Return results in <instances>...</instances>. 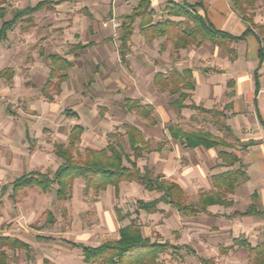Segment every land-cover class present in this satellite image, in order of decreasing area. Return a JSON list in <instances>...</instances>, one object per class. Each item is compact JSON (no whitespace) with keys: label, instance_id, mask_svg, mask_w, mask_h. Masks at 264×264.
<instances>
[{"label":"crops","instance_id":"0c3cea01","mask_svg":"<svg viewBox=\"0 0 264 264\" xmlns=\"http://www.w3.org/2000/svg\"><path fill=\"white\" fill-rule=\"evenodd\" d=\"M38 1L39 2H33L31 5L15 10L14 14L28 7H35L40 2H58L63 0ZM85 1L86 0H68L60 4L44 7L27 17L30 21V23L27 24V29L32 26H36L34 29L45 26L41 21H47L46 18L53 15L56 16L54 19L62 21L64 16L60 14V11H63L65 7H75L76 12L80 10L82 14L78 16L79 19L89 18L93 16V14L95 19L96 13L92 12L93 10H89L90 12L88 11L89 5H84ZM99 1L100 0H98V2ZM140 1L141 0H118L117 9L122 11V13H124L123 15L126 17L134 11ZM151 1L156 13L154 16L155 22L169 18L164 10L168 2L174 1L183 3L186 1L191 5L198 6V12L215 30L226 32L234 37L240 38L245 35L248 29V23L244 20V16L233 7L230 0ZM92 2L93 9L99 11L100 8L96 6V0H92ZM129 3H133L130 9L123 12L129 8ZM124 4L125 6H123ZM71 11V13L75 14L74 10ZM84 12H86V14ZM256 17L258 19L257 21H260L262 26H264V13H258ZM0 18H5L3 12H1ZM25 19L26 18L17 22L21 23L22 32L27 31L23 30V26L26 25ZM172 19L177 21L181 20L180 18ZM10 20H4L2 25L4 22ZM51 24L52 23H49L48 25ZM254 32V34H249L245 36L244 39L232 43L229 47L232 49L231 53L224 47L214 45L210 41H204L199 46L176 50L173 43L168 41L165 37L158 36L153 41L149 40V38L141 32L140 19H137L134 25V34L131 39L130 50L125 56V60L122 59L120 54L119 55L121 56L122 62L130 64L131 52L135 44H138L137 46H139L141 51V66L133 65L132 69L135 67L136 73H142L143 76H145V80L143 81L147 85L145 90L151 91L153 88L156 91V97L158 99L165 100L164 98L167 97V99H171L172 101L167 102L166 105H159L158 108L162 110H157L150 101H142L136 98H126L123 106L127 99H136L141 101L143 105L153 106L155 108L154 118L156 124H151L147 119L136 115L155 127H158L160 123L170 122V112L166 110L165 106H170L175 110L172 113V116L175 117V121L173 120V123L166 127V142L162 140L157 143L156 149L152 152L155 155L152 160V167L150 169V167L146 165L143 171L150 170L153 172V167H155L158 172L157 175H163L167 181L177 183L181 186L190 204H197L202 195L218 192V188L215 187L213 180L216 175L240 170L243 177H247V179L242 178L238 187L233 192L227 194L225 199L226 202H228L227 205H212L197 216L190 217L182 215L164 202L158 204L157 211L154 213L139 209V201L146 203L152 202L160 199L163 195L157 191H148L139 183L146 193L155 195V197L149 198V200H138L136 202V213L143 219L147 217H157L158 225L156 229L159 235L164 237L165 241H160L159 239L152 240L150 237H147L143 227H141L134 218H132V222L119 230V235L116 239L110 241L119 240L121 230L135 223L140 227L144 238L150 239L152 242H169L179 248L172 249L171 252L173 255L171 256L166 255V257H164V254H162L158 260L159 264H204L200 261V258L210 260L212 264H254V254L250 249H255L264 243V61L262 62L259 57V50L262 46L259 40L260 36L256 30H254ZM6 40H8V36L7 39L0 41ZM110 41V39H106L103 40L102 43L106 44ZM97 42L98 41H96V43ZM96 43L79 41L75 43L73 49L85 50L93 47ZM40 55L47 57L50 61V68L47 67L49 78L52 71V55H58L61 58L68 59L72 63L68 57H63L59 54H49L47 56L43 49H40ZM38 65L37 62L29 65L28 73H35ZM4 69H12L14 76L12 79L0 76V79L15 81V79L19 77L18 67L16 65ZM174 72L182 75L184 82L176 80L172 84L167 85L162 79H157L158 75H163L167 78ZM48 81H50V79ZM47 82L43 86L42 94L45 98L51 100L53 97L50 95L49 90L52 84L47 86ZM14 87H16L14 91H22V88L18 86L17 83L14 84ZM31 87L30 89H33L34 84H31ZM149 94L153 96L151 93ZM182 94L186 95V98H182ZM2 107L3 104L0 103V111L3 110ZM4 110L7 115L0 116V124H2V126L0 125V132L4 133L2 135L5 138H9L14 129L8 132L6 128L12 114L9 109L6 108ZM156 114H158V116H156ZM73 115L77 116L75 113H73ZM35 120L36 118L33 117L32 121ZM42 121L43 120H39V122L33 125L34 131H40V135H37L36 138L40 140L39 144L41 145H43L42 143H47V141L51 139L44 133V129L46 128L39 130V125H42L44 122ZM184 123L187 124L184 126ZM130 127L136 126L130 125L127 127L126 131L131 150L133 151L132 144H134V139H132L129 130ZM175 127L180 128L184 132L189 131L205 136H212L220 139L222 143L214 147H205L203 145L188 147L183 144L181 136L177 137L172 132L171 128ZM136 128L141 131L143 138V151L139 158H136L134 151L133 154L135 158L132 159L131 155L126 153L117 144H110H114L120 151L129 154L131 161L136 162L140 168L138 160L143 158L151 148L149 138L145 136L140 128ZM22 129L20 124L16 125L15 137H19L24 131L26 135L25 138H30V142L35 143L28 132V128L22 126ZM28 141L29 140H27V143ZM68 142L60 144L67 145ZM55 144L56 142L52 150L51 148L45 149L37 147V149L34 148L31 153H28L25 158L23 157L22 173H19V170H21V153L19 149H14V160H16V162L13 163L12 173L18 172V174L1 190L0 203L2 195L9 188L11 189L9 197L14 201L21 200V194L30 189L37 190L38 198L39 193H41V198L44 201L45 195L52 191L44 192L39 187H24L18 192H15L14 182L23 175L33 172H42L51 175L56 172L62 164V160L55 154ZM135 144L140 145V143ZM78 149L81 153H84L86 149L101 150L104 148H86L83 152L79 146ZM47 150H50V153L47 152ZM224 156H229V159L226 161ZM52 164L55 166L54 168L51 167ZM125 165L131 166L130 162L126 160ZM8 173L7 169H4L1 175L5 176ZM135 183L138 182H123L120 184L118 191L112 186L103 192L91 191L95 194H100L113 188L116 193H119L123 184ZM80 184L85 185L84 187L86 190V182L83 179H76L73 183L72 194L69 198H71L75 192L76 185ZM55 196L59 202L69 199H58L56 193ZM29 202H31V200ZM21 208L24 211V208ZM249 211H251L250 214H245ZM23 213L25 214L26 225L32 228L38 220L37 212L28 209ZM120 216L124 217V219L120 220ZM118 217V221L124 222L132 216L129 214L123 216L121 212H119ZM1 219L2 217L0 216V220ZM2 221L4 220L2 219ZM50 221H54L51 214ZM44 233L46 234V232ZM0 236L11 237L27 246V248H17L14 250L4 248L8 256L7 264H17L19 261L18 252L21 251L26 253V258L29 262L35 260L39 261L37 255V242H39V244L43 243L44 246L41 247H44V249L47 250V248H50L52 251H54L53 245L62 243L80 252L83 264L103 263L99 260L86 261L84 251L81 248L75 247L76 244H79L85 247L96 248L103 243L96 246L83 242H74L70 239H60L53 234L35 235V238H33L31 233L25 230L22 231L21 234H0ZM9 252L13 253V257L10 256ZM54 252L56 253V251Z\"/></svg>","mask_w":264,"mask_h":264},{"label":"rangeland","instance_id":"374dc122","mask_svg":"<svg viewBox=\"0 0 264 264\" xmlns=\"http://www.w3.org/2000/svg\"><path fill=\"white\" fill-rule=\"evenodd\" d=\"M33 2L39 1L0 0V14L3 12L5 15L4 19L0 18V29L4 20L13 18L15 10L31 5ZM91 2L92 0H86L84 5H89L88 11L93 10L92 12L96 13L95 19L94 14L86 19H79L78 16L82 14L80 10L76 12L75 7H69L71 9L65 7L63 11H60V14L64 16L62 21L54 19L56 17L54 15L49 16L46 18L47 21H41L45 26L35 29L36 26H32L26 29V32L21 31L19 22L9 31L8 40L0 41V71L16 65L19 75L15 81L0 79V103L3 104L0 116L7 115L4 109H9L12 115L10 114V122L6 130L9 132L14 129L10 136H13L12 138H5L2 135L4 133L0 132V194L4 186L18 174V172L12 173L13 163L16 162L14 149L20 150L22 158L19 173H22L23 161L28 153L37 147L52 150L55 142L67 143L69 133L75 124H82L85 128L81 142L78 144L82 152L86 148L101 149L110 143H115L129 153L132 159L135 157L126 134L127 127L134 125L140 128L149 138L151 148L143 158L138 160L142 171L146 165L151 169L155 156L152 152L156 149L157 143L167 140L166 127L173 123V120L175 121V117L172 116L175 110L170 106H165L170 112V122L160 123L158 127L151 126L135 113H129L124 109L123 103L126 98L150 101L157 110H162L158 108L159 105H166L172 100L167 97L164 98L165 100L158 99L153 88L151 91L145 90L147 86L143 82L145 76L142 73H136L135 67L132 69L133 65L141 66V51L138 44H135L131 52L130 64L122 62L119 55L120 38L121 24L125 15L117 9L118 0H100L99 2L96 0L99 11L93 9V2ZM131 4L133 3H129V8L123 12L128 11ZM245 9V13L241 15L252 20L254 25L262 26L256 16L258 13H264V0H256L254 5L245 6ZM71 10H74L75 14L71 13ZM49 23L52 24L48 25ZM254 30L260 34L258 28ZM106 39L111 41L103 44L102 41ZM79 41L88 43L98 41L99 43L85 50H74L73 46ZM40 49H43L47 56L59 54L68 57L73 63L72 68L60 73L52 80L49 90L53 97L51 100L42 94L43 86L50 79L47 74L50 61L47 57L40 55ZM35 62L39 64L37 70L35 73H28V66ZM62 75H67L68 78L60 81ZM14 82L22 88V91H14L16 88ZM31 84H34L33 89H30ZM33 117L36 118V122L32 121ZM39 120L44 121L42 125H39V130L46 128L44 133L51 138L48 141L45 140L47 143H42L43 145L39 144L40 140L36 138L40 135V131H34L33 126ZM17 124L21 125V129L22 126L28 128L35 143H31L30 138H25L24 131L19 137H15ZM27 140H29L28 143ZM47 152L50 153V150ZM51 167L55 166L52 164ZM4 169H7L9 173L2 176ZM153 173L155 175L158 173L155 167H153ZM84 186L76 185L72 197L62 202L57 201L54 191L45 195L43 201L42 194L39 193L38 198L37 190L32 189L24 191L21 194V200L14 201L9 197L11 194L9 188L1 197L0 216L4 221L0 220V234L15 235L25 230L30 232L33 238L35 235L53 234L60 239L98 246L116 239L119 230L132 222L134 218L143 227L147 237L165 241L156 229L157 217L143 219L136 213L138 200H149L155 197L146 193L139 183L123 184L119 193L110 188L107 192L95 194L92 191L87 192ZM21 207L24 211L31 209L37 212L38 220L32 228L26 225L25 214ZM119 212L123 216L129 214L132 217L120 222L118 221ZM50 214L54 219L53 222L50 221ZM36 245L39 261L29 262L26 253L21 251L18 252L17 264H83L81 253L62 243L53 245L56 253L50 248L46 247V250L41 247L44 246L43 243L37 242ZM171 251L163 256L173 255ZM9 253L13 257V253Z\"/></svg>","mask_w":264,"mask_h":264},{"label":"trees","instance_id":"16d2710c","mask_svg":"<svg viewBox=\"0 0 264 264\" xmlns=\"http://www.w3.org/2000/svg\"><path fill=\"white\" fill-rule=\"evenodd\" d=\"M63 1L40 2L35 7H28L16 12L12 20L3 23L0 30V40L7 39L8 32L19 20L26 18V25L23 26V30H26L27 24L30 23L27 19L29 15L44 7L60 4ZM255 1L230 0L233 7L240 14L245 13V6H252ZM197 7L186 1L183 3L170 1L164 8L169 18L155 22L154 16L156 13L153 9L152 1L141 0L134 11L126 16L121 24L120 55L122 59L125 60V56L130 50L134 25L137 19H140L141 32L149 40L153 41L158 36L165 37L173 43L176 50L199 46L204 41H210L214 45L224 47L231 53L232 49L229 47L232 43L244 39L249 34H254V29L258 28L260 31L259 40L262 44L259 50V57L262 62L264 61V26L254 25L252 20L244 16V20L248 23V29L244 36L237 38L229 33L215 30L198 12ZM172 18H180L181 20L177 21ZM51 61L52 71L47 86L51 85L52 80L61 72H65L72 67V63L68 59L61 58L58 55H52ZM0 76L12 79L14 72L12 69H4L0 72ZM66 79V75L60 77V81H65ZM157 79H162L167 85L172 84L176 80L184 82L182 75L177 72L170 74L167 78L163 75H158ZM181 97L186 98V95L182 94ZM124 106L127 111L147 119L151 124H156L154 118L155 108L153 106L143 105L141 101L136 99H127ZM129 130L132 139H134L132 149L136 158H139L143 151L142 133L136 127H130ZM171 130L177 137L181 136L183 144L188 147L200 145L214 147L222 143L220 139L212 136L189 131L184 132L178 127L171 128ZM84 131L82 125L76 124L71 130L67 145L55 144V154L62 160V164L56 172L52 175L42 172L25 174L14 182V191L18 192L24 187H39L44 192L54 190L58 199L63 200L71 196L73 183L76 179H83L86 182L87 192L91 190L103 192L110 186L115 187L118 191L120 184L123 182H138L148 191H157L163 194L160 199L152 202L139 201V209L154 213L157 211L158 204L164 202L182 215L190 217L197 216L212 205H227L228 202L225 200L227 194L238 187L242 178L247 179V177H243L240 170L216 175L213 180L218 192L202 195L197 204H190L187 201L186 193L179 184L167 181L163 175H155L150 170L142 171L136 162L131 161L129 154L120 151L114 144H110L101 150L86 149L84 153H81L78 149V144ZM135 143H140V145ZM224 159L227 161L229 156H224ZM125 160L129 161L131 166L125 165ZM251 211L245 214H250ZM123 219L124 217L120 216V220ZM75 247L84 251L86 261L99 260L104 264H159L158 260L162 254L172 249H179L169 242H152L150 239L144 238L140 227L135 223L121 230L119 240L105 242L96 248L79 244H76ZM4 248L14 250L27 248V246L11 237L0 236V264L8 263V256ZM250 251L254 254V264H264V243L255 249H250ZM200 261L204 264H212V261L203 258H200Z\"/></svg>","mask_w":264,"mask_h":264}]
</instances>
